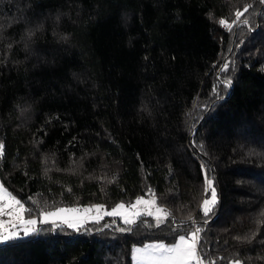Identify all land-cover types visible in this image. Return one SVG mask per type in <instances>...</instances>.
Here are the masks:
<instances>
[{
  "label": "trees",
  "instance_id": "obj_1",
  "mask_svg": "<svg viewBox=\"0 0 264 264\" xmlns=\"http://www.w3.org/2000/svg\"><path fill=\"white\" fill-rule=\"evenodd\" d=\"M0 144L27 215L155 201L42 224L0 264H133L197 229L206 264H264V0H0Z\"/></svg>",
  "mask_w": 264,
  "mask_h": 264
},
{
  "label": "rangeland",
  "instance_id": "obj_2",
  "mask_svg": "<svg viewBox=\"0 0 264 264\" xmlns=\"http://www.w3.org/2000/svg\"><path fill=\"white\" fill-rule=\"evenodd\" d=\"M238 19L244 20V14L241 11L237 13L236 19H234L233 22L228 23V24H224V25L228 28H231L233 26V24H236V21ZM243 23L248 28H250V25L248 22H245V20H244ZM208 189L211 191V188L208 187ZM9 194L11 195V197H14L5 188V186L0 182V197H4V199H0V205L6 204V200L9 196ZM210 199H211V194H210V197L208 199H205V200H210ZM143 200L149 201L148 198H145V197L143 198ZM204 201L202 203V208L205 211ZM120 204H123V203H120ZM120 204H118V205H120ZM118 205H115L111 208H105V207H102L101 205H87V206H83V207H64V208H60V209H57V210H54L51 212L43 213L40 216L27 215L26 211H24L23 212L24 220L35 219L37 221V223L35 225H21V224L17 223L16 227L10 228V233L8 234L7 239H3L4 234L0 233V245L7 242V241H10L14 238H17V237L34 234L37 232V229L39 228V226L42 224H45V223H52L54 227H56L58 225L68 226V224L64 223L65 218L73 220L74 222H78L77 227H75V228H78V227L86 224L87 222L100 220L103 217H115V218H120L125 222H126V220H131L133 222L140 216L148 215V213L151 212L152 207H153V204H139V205H137L135 202L132 205L123 204V205H125L124 208L117 209ZM98 206L100 208L99 211H97ZM211 206H212V204L209 205V207H211ZM16 207L18 208L19 205H16ZM61 209H65L66 211H64L63 213H61L58 216L46 215L49 213L60 212ZM89 209H91V211H89ZM12 210L13 209L10 207H5V209H4L5 214L0 215V221H4L10 225L13 221H12V218L9 215H7L6 213L11 212ZM114 210H118L119 214L108 215V213H111ZM155 215L158 216L157 213ZM46 219H47V222H45ZM25 227L30 229V231L25 232V230H24ZM70 228H73V227H70ZM193 232H195V231H192L191 233H189L187 235H181V236H184L186 240H188L189 242H192V233ZM181 236H179L176 239V241L172 244H165L163 242H149V243H146V244L141 245V246L133 247V250H132L133 264H164V262L159 261V260H150V259L141 258V255L138 254L136 250L137 249H149V246L160 245V244L165 245V247H169V246H172L173 244H178L180 242ZM196 236H197V242H196L197 257L194 258L193 260L189 261L188 264H206L205 261L202 259V257H200V255L198 254V235H197V233H196ZM154 255H159V254L154 253Z\"/></svg>",
  "mask_w": 264,
  "mask_h": 264
},
{
  "label": "snow or ice",
  "instance_id": "obj_3",
  "mask_svg": "<svg viewBox=\"0 0 264 264\" xmlns=\"http://www.w3.org/2000/svg\"><path fill=\"white\" fill-rule=\"evenodd\" d=\"M222 24H226V21H220ZM226 67V66H225ZM3 155V144H0V156ZM208 187L211 188V199L204 201V209L207 213L210 211L209 205L214 204L217 201V195L215 192V188L212 187L213 181L207 180ZM0 199H4V197H0ZM155 201H145L143 198L137 199L136 204H154ZM16 205H19L17 208ZM5 207H10L13 210L11 212L6 213L12 218V223L9 225L4 221H0V233H3V239L8 238V234L10 233V228H14L17 226V223L21 225H35L37 221L35 219H29L24 220L23 218V212L25 211L23 205L20 203V201L16 200L14 197H11L9 194L6 204L0 205V215L5 214ZM125 205L120 204L117 206V209L124 208ZM99 206L97 207V211H99ZM66 211L65 209H61L60 212L57 213H49L46 215L51 216H58L61 213ZM91 211V209H89ZM158 211H162L161 209H158ZM119 214L118 210H114L111 213H108V215H116ZM151 215V212L148 213ZM47 222V219L45 220ZM126 222L131 223V220H126ZM64 223L68 224L69 227H77L78 222H74L73 220H70L68 218L64 219ZM25 232L30 231L27 227H25ZM199 229L196 230L198 232ZM196 232L192 233V242H189L185 239L184 236L180 237V242L178 244H173L172 246L165 247V245H154L149 246V249H137V253L141 255V258L144 259H150V260H159L164 262V264H188L189 261L193 260L197 257L196 252V242H197V236ZM154 253H158L159 255H154Z\"/></svg>",
  "mask_w": 264,
  "mask_h": 264
}]
</instances>
